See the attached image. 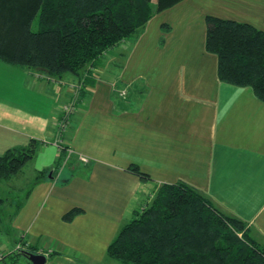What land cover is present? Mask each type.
Returning a JSON list of instances; mask_svg holds the SVG:
<instances>
[{
    "label": "crops",
    "instance_id": "1",
    "mask_svg": "<svg viewBox=\"0 0 264 264\" xmlns=\"http://www.w3.org/2000/svg\"><path fill=\"white\" fill-rule=\"evenodd\" d=\"M207 15L264 31V0H181L155 12L130 43L108 50V64L92 67L70 117L69 155L54 144L71 97L59 84L81 75L0 61V154L34 149L0 180V195L11 197L1 206L18 205L16 236L0 238L1 250L23 239L45 264H120L106 255L110 241L159 185L177 181L245 222L264 247V102L218 79L217 57L205 49ZM73 208L81 212L64 220Z\"/></svg>",
    "mask_w": 264,
    "mask_h": 264
},
{
    "label": "trees",
    "instance_id": "2",
    "mask_svg": "<svg viewBox=\"0 0 264 264\" xmlns=\"http://www.w3.org/2000/svg\"><path fill=\"white\" fill-rule=\"evenodd\" d=\"M180 1L0 0V61L50 75L84 71L83 86L106 51ZM205 25V49L217 57L218 79L249 87L264 102V31L211 15ZM33 152L31 145L0 154V180L17 174ZM128 169L148 177L135 165ZM80 212L73 208L63 219ZM106 255L120 264H264V247L248 236L245 222L222 213L183 181L159 185L120 227Z\"/></svg>",
    "mask_w": 264,
    "mask_h": 264
},
{
    "label": "rangeland",
    "instance_id": "3",
    "mask_svg": "<svg viewBox=\"0 0 264 264\" xmlns=\"http://www.w3.org/2000/svg\"><path fill=\"white\" fill-rule=\"evenodd\" d=\"M31 28H32V30H34V31H36V30H38V17L36 16L34 19H33V21H32V23H31ZM134 38V36H132V37H130V38H127V39H125V40H123L125 43H124V45L126 44V42H128V43H130V41L132 40ZM121 46V45H120ZM111 54H113V56H114V53H113V51L111 52ZM109 53H108V51H106L103 55H102V57L97 61V63L96 64H98L99 66H103L104 65V63L105 64H108V58H109ZM87 68H89V66L87 67ZM86 68V70L85 71H88V69ZM104 73H105V76H109V72L107 71V67H106V69H105V71H104ZM86 72H81L79 75H81L80 77H79V79L77 80V81H81V80H83L84 78H86ZM95 77L96 76V74L94 73V74H89L88 76H87V78H90V77ZM66 80H64V82H65ZM77 81H75V82H77ZM73 81H66L64 84L63 83H60L59 85L60 86H63L64 88H65V90H68L67 88H66V84L67 83H72ZM69 91V90H68ZM80 91H81V89L79 90V92L78 93H80ZM121 92H123V94H125L126 93V91L125 90H122ZM69 100H70V98H69ZM68 100V101H69ZM67 102V101H66ZM66 102H63L62 103V105H65L66 104ZM68 103V102H67ZM70 103V102H69ZM77 103H78V98H76V102H75V106H74V108H73V111H72V114L75 112V110L77 109ZM62 105L60 106V115L62 114V109H61V107H62ZM71 114V115H72ZM60 115H59V118H60ZM58 118V119H59ZM71 119V118H70ZM69 119V121H68V124H66L65 126V128H62V129H60V128H56L57 130H56V136H55V140H54V144H56L57 146H58V148L60 149V151H62V153H63V155H64V153H66L68 150V148L70 149V147L68 146H66L65 144H66V136H67V133L69 132V129H70V122H71V120ZM58 121V120H57ZM56 121V122H57ZM81 156H85V155H82V154H80ZM86 157V156H85ZM87 158V157H86ZM88 159V158H87ZM88 161V160H87ZM84 162V161H83ZM86 162V161H85ZM29 166L27 167V169H25V175L27 174V172L29 171ZM25 187V186H24ZM23 187V188H24ZM11 193V192H10ZM9 194H7V193H4V194H1L0 195V206H1V204H3V203H5V201L6 202H8L7 201V199H9V197L10 196H8ZM11 198V197H10ZM151 200V198H149V200L148 201H146L145 203H144V205L143 206H145L146 205V203L147 202H149ZM17 204L16 205H8V204H6L5 206H1V210H0V229H1V232H0V238L2 239V240H4L6 243H8V241H10L11 239H13L15 236H16V234H15V232H14V230L12 229V227H11V215L13 214V211H14V208H17ZM140 210V209H139ZM3 229H5V232H4V230ZM4 233H6V235H4ZM11 248L10 249H7V250H1L0 249V264H31L26 258H24V257H22V256H20V255H16V256H14L15 255V253L18 251V250H20V249H24V250H29L31 247L29 246V244H28V242H27V240H19V241H17V242H15L14 244H11ZM29 251H31V250H29ZM31 252H34V253H36L35 251H34V249H33V251H31ZM17 254V253H16ZM49 255H51L50 253H48Z\"/></svg>",
    "mask_w": 264,
    "mask_h": 264
},
{
    "label": "built area",
    "instance_id": "4",
    "mask_svg": "<svg viewBox=\"0 0 264 264\" xmlns=\"http://www.w3.org/2000/svg\"><path fill=\"white\" fill-rule=\"evenodd\" d=\"M60 83L64 84L65 82L64 81H60ZM66 88L69 90V92L71 94V97H70V100L67 101L68 103L66 102V104L62 105V107H61L62 114L60 115V118L56 122L57 128H60V129L65 128L66 127L65 125L68 124V121H69V119L71 117L73 108L75 106V102H76V98L78 96V92L82 88V80L81 81H77V82L67 83L66 84ZM122 94H123V92H122ZM67 150H68L66 152L67 155L72 153L71 148L70 149L68 148ZM78 157H79V159L81 161H84V162L88 160L85 156L79 155Z\"/></svg>",
    "mask_w": 264,
    "mask_h": 264
},
{
    "label": "water",
    "instance_id": "5",
    "mask_svg": "<svg viewBox=\"0 0 264 264\" xmlns=\"http://www.w3.org/2000/svg\"><path fill=\"white\" fill-rule=\"evenodd\" d=\"M16 253L26 258L31 264H45L46 261L45 255L40 253H34L29 250L20 249Z\"/></svg>",
    "mask_w": 264,
    "mask_h": 264
}]
</instances>
